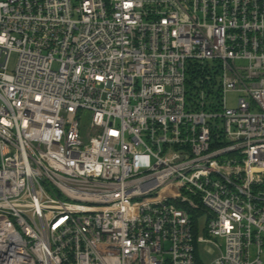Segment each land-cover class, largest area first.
I'll return each mask as SVG.
<instances>
[{"label": "built area", "instance_id": "built-area-1", "mask_svg": "<svg viewBox=\"0 0 264 264\" xmlns=\"http://www.w3.org/2000/svg\"><path fill=\"white\" fill-rule=\"evenodd\" d=\"M0 264H264V0H0Z\"/></svg>", "mask_w": 264, "mask_h": 264}, {"label": "rangeland", "instance_id": "rangeland-1", "mask_svg": "<svg viewBox=\"0 0 264 264\" xmlns=\"http://www.w3.org/2000/svg\"><path fill=\"white\" fill-rule=\"evenodd\" d=\"M15 63H16V55L13 56L12 61L10 63V70L13 69L15 67ZM237 96L235 93H231L228 95L227 98V103L229 107H235L237 104ZM91 120V113L90 112H86L83 115V119H82V131L85 132L87 130V127L89 126ZM198 253H199V257L200 260L203 263H207L209 262L213 256H211L210 251L208 249V247L205 244H200L198 247Z\"/></svg>", "mask_w": 264, "mask_h": 264}, {"label": "trees", "instance_id": "trees-1", "mask_svg": "<svg viewBox=\"0 0 264 264\" xmlns=\"http://www.w3.org/2000/svg\"><path fill=\"white\" fill-rule=\"evenodd\" d=\"M205 212V208L198 209L196 211H193V222H194V227H197L198 225V220L199 216Z\"/></svg>", "mask_w": 264, "mask_h": 264}]
</instances>
